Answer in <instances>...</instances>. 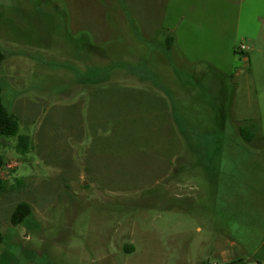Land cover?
Wrapping results in <instances>:
<instances>
[{
	"label": "rangeland",
	"instance_id": "374dc122",
	"mask_svg": "<svg viewBox=\"0 0 264 264\" xmlns=\"http://www.w3.org/2000/svg\"><path fill=\"white\" fill-rule=\"evenodd\" d=\"M0 50V264H264V0H0Z\"/></svg>",
	"mask_w": 264,
	"mask_h": 264
},
{
	"label": "trees",
	"instance_id": "16d2710c",
	"mask_svg": "<svg viewBox=\"0 0 264 264\" xmlns=\"http://www.w3.org/2000/svg\"><path fill=\"white\" fill-rule=\"evenodd\" d=\"M173 46V39L171 37L166 39L165 48L168 53ZM5 55L0 50V65L4 61ZM2 89L0 85V146L3 138L16 137L18 134V123L17 120L10 115L4 108L2 104L1 97ZM242 136V131L239 132ZM16 150L19 152H26L28 148V138L25 136L18 137V143L16 145ZM4 166V157L0 154V167ZM5 182L0 179V193L5 190ZM31 215V207L26 203H19L13 213L11 214V224L13 226H19L23 224L26 219Z\"/></svg>",
	"mask_w": 264,
	"mask_h": 264
},
{
	"label": "crops",
	"instance_id": "0c3cea01",
	"mask_svg": "<svg viewBox=\"0 0 264 264\" xmlns=\"http://www.w3.org/2000/svg\"><path fill=\"white\" fill-rule=\"evenodd\" d=\"M177 42V41H176ZM177 47V45H176V43L174 44V47L167 53L166 52V48H163L162 50H160V52H161V56L163 57V58H165L166 59V61H167V59H171V56H172V52H173V49H175ZM169 57V58H168Z\"/></svg>",
	"mask_w": 264,
	"mask_h": 264
},
{
	"label": "built area",
	"instance_id": "2783aa9c",
	"mask_svg": "<svg viewBox=\"0 0 264 264\" xmlns=\"http://www.w3.org/2000/svg\"><path fill=\"white\" fill-rule=\"evenodd\" d=\"M240 51H241V52H245V51H246V48H245L244 46H241V47H240Z\"/></svg>",
	"mask_w": 264,
	"mask_h": 264
}]
</instances>
